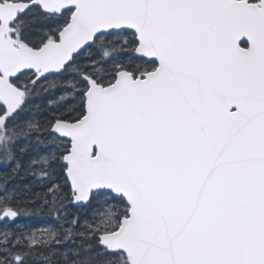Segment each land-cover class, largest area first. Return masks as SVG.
I'll list each match as a JSON object with an SVG mask.
<instances>
[{
	"label": "snow or ice",
	"instance_id": "6c2138e0",
	"mask_svg": "<svg viewBox=\"0 0 264 264\" xmlns=\"http://www.w3.org/2000/svg\"><path fill=\"white\" fill-rule=\"evenodd\" d=\"M0 264H264V0H0Z\"/></svg>",
	"mask_w": 264,
	"mask_h": 264
}]
</instances>
